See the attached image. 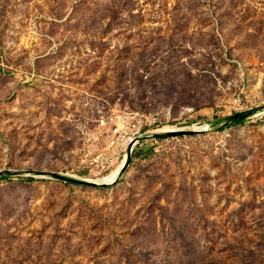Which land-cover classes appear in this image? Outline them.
I'll use <instances>...</instances> for the list:
<instances>
[{"label": "rangeland", "instance_id": "1", "mask_svg": "<svg viewBox=\"0 0 264 264\" xmlns=\"http://www.w3.org/2000/svg\"><path fill=\"white\" fill-rule=\"evenodd\" d=\"M1 172L0 264H264V0H0Z\"/></svg>", "mask_w": 264, "mask_h": 264}, {"label": "water", "instance_id": "2", "mask_svg": "<svg viewBox=\"0 0 264 264\" xmlns=\"http://www.w3.org/2000/svg\"><path fill=\"white\" fill-rule=\"evenodd\" d=\"M251 114L252 113L237 114L235 116L227 118V121L228 122H239V121H242V120L250 118ZM182 132L183 131H174V132H170L169 134H179V133H182ZM125 169H126V167L123 166L121 171H120V173H122ZM52 176L57 177L59 180H63L65 182H70V183H74V184L80 183L82 185H87V186L88 185H98V184L99 185H109V184H105V183H95V182L88 181V180H78V179H74V178L66 177V176H62V175H57V174H52Z\"/></svg>", "mask_w": 264, "mask_h": 264}, {"label": "bare ground", "instance_id": "3", "mask_svg": "<svg viewBox=\"0 0 264 264\" xmlns=\"http://www.w3.org/2000/svg\"><path fill=\"white\" fill-rule=\"evenodd\" d=\"M121 169H122V167H120L119 169H117L116 171H114L113 173L108 175L107 177L97 179V180H88V181H92L95 183L112 184L118 179Z\"/></svg>", "mask_w": 264, "mask_h": 264}, {"label": "trees", "instance_id": "4", "mask_svg": "<svg viewBox=\"0 0 264 264\" xmlns=\"http://www.w3.org/2000/svg\"><path fill=\"white\" fill-rule=\"evenodd\" d=\"M244 120H242V121H239V122H243ZM19 176L21 175V174H18ZM53 178H55V179H58L57 177H55V176H52ZM7 178H11V175L10 174H8V173H0V179H7ZM59 180V179H58ZM77 184H80V183H77Z\"/></svg>", "mask_w": 264, "mask_h": 264}]
</instances>
